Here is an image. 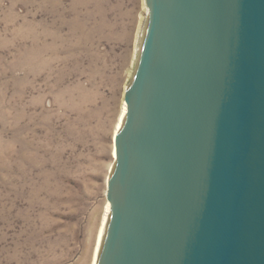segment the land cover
Wrapping results in <instances>:
<instances>
[{
	"label": "water",
	"instance_id": "1",
	"mask_svg": "<svg viewBox=\"0 0 264 264\" xmlns=\"http://www.w3.org/2000/svg\"><path fill=\"white\" fill-rule=\"evenodd\" d=\"M97 264H264V0H146Z\"/></svg>",
	"mask_w": 264,
	"mask_h": 264
},
{
	"label": "rangeland",
	"instance_id": "2",
	"mask_svg": "<svg viewBox=\"0 0 264 264\" xmlns=\"http://www.w3.org/2000/svg\"><path fill=\"white\" fill-rule=\"evenodd\" d=\"M145 19L143 0H0V264L91 263Z\"/></svg>",
	"mask_w": 264,
	"mask_h": 264
},
{
	"label": "bare ground",
	"instance_id": "3",
	"mask_svg": "<svg viewBox=\"0 0 264 264\" xmlns=\"http://www.w3.org/2000/svg\"><path fill=\"white\" fill-rule=\"evenodd\" d=\"M143 8L146 11L145 25L140 27V30L138 31V33L136 35V41H135V46H134V64L127 69L128 81L125 84L126 91L130 87V85L133 81V78H134V75H135V72L137 69L138 59H139L141 49H142V45H143L144 36H145L147 14H148V6L146 4V0H143ZM126 112H127V105H126L125 100H123L122 105H121V111H120V114L118 116V119H117V122L115 125V130L118 132L120 131V129L122 128V126L124 124ZM118 132H117V134H118ZM112 151H113L112 156L114 159L117 156L116 147L113 148ZM110 210H111V205L109 202H107L103 217L101 219V223H100V227H99V231H98V236H97V240H96V246H95L92 261L90 264H97V262H98L99 255L101 252V248H102V245L104 242V238H105L107 228H108V224H109V220H110Z\"/></svg>",
	"mask_w": 264,
	"mask_h": 264
}]
</instances>
